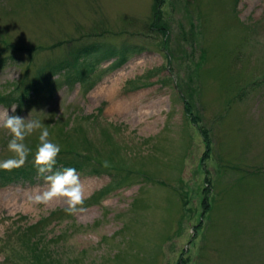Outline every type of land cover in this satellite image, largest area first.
Masks as SVG:
<instances>
[{
  "label": "rangeland",
  "instance_id": "1",
  "mask_svg": "<svg viewBox=\"0 0 264 264\" xmlns=\"http://www.w3.org/2000/svg\"><path fill=\"white\" fill-rule=\"evenodd\" d=\"M0 96L98 167L1 183L0 264H264V0H0Z\"/></svg>",
  "mask_w": 264,
  "mask_h": 264
},
{
  "label": "clouds",
  "instance_id": "2",
  "mask_svg": "<svg viewBox=\"0 0 264 264\" xmlns=\"http://www.w3.org/2000/svg\"><path fill=\"white\" fill-rule=\"evenodd\" d=\"M15 107L12 112L15 113ZM0 127H3L11 136L7 149L11 157L0 161V170L12 171L23 167L30 154L33 155V164L37 174L43 176L47 182V189L37 194L34 200L38 203H49L54 199H62L65 212L69 215L84 211L85 192L80 176L75 168L55 170L57 157L61 146L50 139L48 127L38 119L23 118L9 114V111H0ZM39 132L38 144L35 153L25 143L26 138ZM104 167H108L105 161Z\"/></svg>",
  "mask_w": 264,
  "mask_h": 264
},
{
  "label": "trees",
  "instance_id": "3",
  "mask_svg": "<svg viewBox=\"0 0 264 264\" xmlns=\"http://www.w3.org/2000/svg\"><path fill=\"white\" fill-rule=\"evenodd\" d=\"M99 47L98 45H89L86 47H82L79 49L74 50L73 52L70 51V53H76L79 54L80 52L85 53V55H87L88 53H91L92 50H94V48ZM108 51H111L110 49H107ZM77 56L74 54L72 56V61L70 62V66L72 67V63L76 60ZM123 59L121 57L118 58ZM73 68V67H72ZM42 72V70H38L37 73L35 74V78H38V75ZM35 84H33L30 81V84L23 87L22 92L20 91L19 96L24 95L25 96V92L27 91L28 93L32 92L33 89H36L34 87ZM17 89V88H16ZM5 97L4 96H0V101L3 100ZM200 134L202 135V138L204 140V142L206 143L205 145V153H207V151L209 152V144H208V139L207 137H205V134H207V132L205 130L202 129V131L200 130ZM77 155L74 156H64V155H58L57 157V165L55 170H62L63 168H75L76 170H81L82 168L86 167V164L91 165L93 170H96V172L98 171V167L96 165L91 164L88 160H86L85 158L81 157L82 155L76 153ZM205 154H203L204 156ZM37 174V170L34 167V164L31 162L26 166H23L19 169H15L12 171H4L1 170L0 173V185L1 183H5V184H9L12 182H19V181H27V182H31L32 181V177ZM207 207L206 201L204 202V206H203V210L205 211ZM203 211V212H204ZM182 262L180 261L179 264H181Z\"/></svg>",
  "mask_w": 264,
  "mask_h": 264
},
{
  "label": "bare ground",
  "instance_id": "4",
  "mask_svg": "<svg viewBox=\"0 0 264 264\" xmlns=\"http://www.w3.org/2000/svg\"><path fill=\"white\" fill-rule=\"evenodd\" d=\"M101 92L103 93V90L101 89L100 91H99V93H100V95H101ZM109 93H111L110 91H109ZM112 95V94H111ZM96 97V96H95ZM113 99V98H112ZM120 107H123L122 109H120L121 111H125V112H131L130 111V109L132 108V107H134V104H130V103H127V102H125V101H122L121 103H120ZM133 110H134V108H132ZM148 116V115H147Z\"/></svg>",
  "mask_w": 264,
  "mask_h": 264
}]
</instances>
